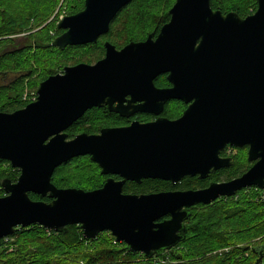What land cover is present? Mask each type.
<instances>
[{"label": "water", "instance_id": "water-1", "mask_svg": "<svg viewBox=\"0 0 264 264\" xmlns=\"http://www.w3.org/2000/svg\"><path fill=\"white\" fill-rule=\"evenodd\" d=\"M132 1L85 0L82 10L60 18L64 32L53 45L96 43ZM257 2V10L242 17L213 9L211 0H176L156 39L151 34L120 49L107 41L105 56L96 63L65 66L40 83L35 101L0 111V160L20 171L17 181L2 182L0 240L18 227L38 224L61 232L79 225L86 239L107 231L147 257L175 253L192 207L247 188L264 190V0ZM163 74L172 87L156 86ZM173 99L192 102L175 120L133 121L73 139L63 133L93 107L108 106L129 117L159 114ZM227 145L249 146L248 161L254 164L239 177L201 189L123 192L127 181L207 178L234 165L220 156ZM85 155L103 174L123 179L111 178L94 190L57 187L55 170ZM31 193L51 201L34 200ZM262 260L260 253L255 264Z\"/></svg>", "mask_w": 264, "mask_h": 264}, {"label": "trees", "instance_id": "trees-1", "mask_svg": "<svg viewBox=\"0 0 264 264\" xmlns=\"http://www.w3.org/2000/svg\"><path fill=\"white\" fill-rule=\"evenodd\" d=\"M60 1L62 0H0V111L13 112L31 101L23 99L27 87L25 76L32 78L37 69L41 68L40 79L30 84L34 86L57 73L54 63H59L56 52L61 50H57L53 42L56 35L64 31L58 28L51 35L50 30L55 28L54 23L50 24L51 21L44 28H37L51 18ZM173 2L174 0H133L117 14L106 38L121 46L130 41L141 40L153 31H159L170 18L169 10ZM215 3L216 0H212V5L223 12L233 10L241 16L251 12L245 8L249 7L248 0L232 7L216 6ZM83 8L84 0L77 1L66 8L69 10L66 13L75 14ZM58 17L59 15L57 20ZM118 20H121L122 28H116ZM117 30L128 34L122 44L112 39L118 36L115 34ZM113 34L115 35L112 36ZM20 35L25 36L23 44L16 43V37ZM94 45L97 46L98 43ZM156 84L165 86L167 79L158 78ZM116 120L122 121L120 118ZM82 123H88L87 119L73 125L69 130L70 137L78 132ZM61 167L55 170L52 178L57 187L97 188L98 184L90 188L79 183L63 184L58 179ZM247 168L249 167L238 171L236 166L222 172L229 177H239ZM19 175L20 171L13 168L9 161L0 160V196L4 195L3 180L11 179L15 182ZM207 184L208 180L198 177H186L177 184L160 179H146L141 183H127L125 192L147 194L201 189ZM263 193L264 190L252 187L239 191L235 196L218 199L210 205L192 207V213L186 222V237L178 243L175 253L165 251L147 257L140 252H132L123 242H116L107 231L94 239H86L79 225H71L65 231L57 232L34 224L27 228L18 227L12 235L0 240V264H255L260 253L264 264ZM30 196L34 200L51 201L49 197L42 198L34 193ZM178 254L181 255L180 258Z\"/></svg>", "mask_w": 264, "mask_h": 264}, {"label": "rangeland", "instance_id": "rangeland-1", "mask_svg": "<svg viewBox=\"0 0 264 264\" xmlns=\"http://www.w3.org/2000/svg\"><path fill=\"white\" fill-rule=\"evenodd\" d=\"M64 1L65 0L60 1L61 3L59 7L56 9L55 13L51 16V18L46 23H44L40 28H37V29L44 28L45 25L49 21H51L50 24L54 23L55 25V28L53 27L54 29L50 30L51 35H54L57 32L58 22L60 21V18L62 16L71 15V14L66 13L69 11V10H66V8L69 5L76 4L78 0H66V3H64ZM244 1L245 0H216L215 4L216 6L222 5L225 7H228V6L232 7V5L243 4ZM248 6L249 7H245L247 9L246 11H251L250 13H253L258 8V2L254 0H248ZM58 15L59 17L57 20ZM120 24H121V20H118L115 25L116 28L119 27ZM119 28H122V27L120 26ZM115 34H117L118 36H114ZM115 34L112 35L114 36L112 39L115 40L118 44H122L124 40L127 39L125 35H128L126 32H118V30L117 32H115ZM57 36L58 35H56V37ZM16 39H17L16 42L18 44H23L25 42V36L23 35L16 37ZM104 39L105 38H102L100 42L103 43ZM56 49H59V48L56 47ZM103 49L102 47L100 48L97 46L77 47V48H72V49L68 48L66 50L62 49L60 52H56L60 61L59 63H54L55 69L57 70V72H62L63 68L68 65L71 66V65L78 64L81 62L88 63V64H94L99 58L103 56L104 54ZM40 72H41V68H38L37 71L32 76V78L27 77V76L24 77V82H26L27 87L24 91L23 99L30 100L36 96V91L39 88V84L38 82L36 83V85L38 84L37 87H35L36 85L30 86V84H34V81H38L40 79L41 77ZM94 119L97 122H102V121L107 122L108 121L102 113L94 114ZM232 154H236V163H237L236 166L238 168L237 169L238 171H243L244 169H246L247 166L250 165L248 161V153L245 150L237 149L233 151ZM60 170L62 171L59 173L58 179H60L63 184H69V185L70 184L72 185L81 184V186L86 187V188H90L93 185H96L98 182L100 183L101 177H102L99 167L94 162H92L90 159L86 157L77 158L71 163L66 162L65 165H62ZM201 209L203 208H200V210Z\"/></svg>", "mask_w": 264, "mask_h": 264}, {"label": "flooded vegetation", "instance_id": "flooded-vegetation-1", "mask_svg": "<svg viewBox=\"0 0 264 264\" xmlns=\"http://www.w3.org/2000/svg\"><path fill=\"white\" fill-rule=\"evenodd\" d=\"M78 2H81V0H78ZM175 2H176V0H174V2H173V4H172V6L175 4ZM211 2H212V0H211ZM84 3H85V0H84ZM213 6V5H212ZM172 8V7H171ZM170 8V9H171ZM213 9H219V8H215L214 6H213ZM170 11V10H169ZM231 11H233V10H231ZM228 12H230V11H228ZM228 12H224V13H228ZM254 13V12H253ZM250 14H252V13H250ZM247 15H249V14H247ZM246 15V16H247ZM246 16H242V17H246ZM171 20V16H170V18H169V20L166 22V23H168L169 21ZM165 23V24H166ZM165 24H163L162 25V27L165 25ZM161 27V28H162ZM161 28L159 29V31H153V32H151V33H149L145 38H143V39H141V40H137V41H142V40H146L147 38H148V36L149 35H153V37H154V39H156L157 37H158V35H159V33H160V30H161ZM107 34H109V33H107ZM107 34H105V35H102L99 39H98V41L96 42V43H90V44H86V45H76V46H67L66 48H64L63 50H65V49H68V48H77V47H92V45H94V44H97L98 43V45H97V47H102V48H104V54H103V56L101 57V58H103L104 56H105V53H106V49H105V43L107 42V41H109V42H111L112 44H114L118 49H120V48H122L123 46H125L126 44H123V45H121V46H118L117 44H115V43H113L112 41H110V40H108L106 37H107ZM58 36L60 35V34H57ZM57 36V37H58ZM56 37V38H57ZM102 38H105L104 39V42L103 43H101L100 41L102 40ZM17 43V42H16ZM129 43V42H128ZM94 46H96V45H94ZM57 47V46H56ZM57 48H59V47H57ZM57 50H62L61 48H59V49H57ZM101 58H99V59H101ZM98 59V60H99ZM97 60V61H98ZM57 73H59V72H57ZM158 78H161V80H164V78H166L167 79V84H165V86H158L157 84H156V81H157V79ZM42 82V81H41ZM41 82H39L38 84H39V86H40V83ZM155 84H156V86L157 87H159V88H170V87H172L173 85H172V83L168 80V74H163V75H160L159 77H157L156 78V80H155ZM38 91V90H37ZM37 91H36V96L33 98V99H30L31 101L29 102V103H31V102H33V101H35L36 100V98H37ZM129 99H131V97L130 96H128V97H126V102L129 100ZM28 103V104H29ZM27 104V105H28ZM136 104H139L138 102L136 103ZM192 104V102H189V103H187V102H185L184 100H180V99H173V100H170V101H168L167 103H165V105L163 106V110H162V112L161 113H159V114H156V113H151V112H137V113H135V114H133V115H131V116H129V117H127V116H122V115H120L119 113H116V112H114V111H111L110 109H109V107L108 106H104V107H93V108H91V109H88L81 117H79L77 120H75L69 127H67L65 130H64V132L63 133H65L66 135H67V138L68 139H73V138H75L77 135H79V134H82V133H87V134H90V135H98V134H100L101 133V131H102V129L103 128H114V127H125V126H129L130 124H132V122L133 121H140V122H142V123H145V122H151V121H155V120H157V119H159V118H168V119H170V120H175V119H178V118H180L183 114H184V112L189 108V106ZM26 105V106H27ZM26 106H24V107H26ZM114 106H117V103H115L114 104ZM23 107V108H24ZM97 113H102L104 116H105V118L108 120L107 122L106 121H102V122H97L95 119H94V114H97ZM87 119V122L88 123H86V124H84V123H82V125L80 126V128H79V130H78V132H76L75 134H74V136L73 137H70V133H69V130L73 127V125H75L78 121H80V120H82V119ZM116 118H120V120H122V121H117L116 120ZM240 150V149H242V150H245L247 153H248V151H249V146H246V147H242V148H240V147H234V146H230V145H227L226 147H225V149L223 150V151H221V153H220V156L221 157H224V158H231L232 159V161L234 162V165L233 166H230V167H224V168H221V169H219V170H217V171H215V172H213V173H211L207 178H204L203 180H208V184H207V186H205V187H200V188H206V187H208L211 183H214V182H216V183H221V182H227V181H230V180H232V179H234V178H236V177H238V176H233V177H229L228 175H226V173L225 172H222V171H225V170H228V169H230V168H233V167H236V154H232V152L233 151H235V150ZM80 157H86V158H88V159H90L92 162H94L92 159H91V156L90 155H85V156H78V157H75V158H73L72 160H70V161H68V162H71V161H73V160H75V159H77V158H80ZM98 167H99V169H100V172H101V175H102V177H101V181H100V183L97 185V188H100V187H102L109 179H115L116 181H120V180H122L123 178L121 177V176H119V175H116V174H103L102 173V168L100 167V165L98 164V163H96V162H94ZM250 163V165L248 166L249 168L254 164V162H249ZM65 164V163H64ZM63 165V164H62ZM61 165V166H62ZM61 166H59V167H61ZM58 167V168H59ZM249 168H247V169H249ZM217 175H219V176H217ZM240 176V175H239ZM187 177H189V176H187ZM194 177H198L199 179H201L199 176H194ZM186 178V177H185ZM184 178V179H185ZM148 179H151V178H148ZM183 179V180H184ZM144 180H146V179H144ZM182 180V181H183ZM165 181V180H164ZM181 181V182H182ZM129 182H133V183H137V182H135V181H127L125 184H124V186H123V192L124 193H126L125 192V186H126V184L127 183H129ZM169 182V181H168ZM171 183V182H170ZM180 183V182H179ZM172 184V183H171ZM75 188H80V187H75ZM97 188H91V189H85V190H94V189H97ZM84 189V188H83ZM128 194H133V193H128ZM199 205H201V204H199ZM196 206H198V205H196ZM187 222V221H186ZM102 234V233H101ZM100 235V234H99ZM98 235V236H99ZM97 236V237H98ZM127 246V245H126ZM177 247V246H176ZM175 247V248H176ZM171 252V251H170Z\"/></svg>", "mask_w": 264, "mask_h": 264}, {"label": "built area", "instance_id": "built-area-1", "mask_svg": "<svg viewBox=\"0 0 264 264\" xmlns=\"http://www.w3.org/2000/svg\"><path fill=\"white\" fill-rule=\"evenodd\" d=\"M262 190V189H261ZM263 197H264V193H263Z\"/></svg>", "mask_w": 264, "mask_h": 264}]
</instances>
